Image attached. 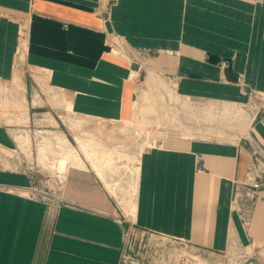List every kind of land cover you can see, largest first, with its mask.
I'll use <instances>...</instances> for the list:
<instances>
[{
	"label": "crops",
	"instance_id": "crops-1",
	"mask_svg": "<svg viewBox=\"0 0 264 264\" xmlns=\"http://www.w3.org/2000/svg\"><path fill=\"white\" fill-rule=\"evenodd\" d=\"M96 6L97 0H0V76L8 78L22 29L28 62L47 71L52 84L70 97L76 114L123 120L135 97L137 105L130 76L134 72L137 77L140 68L132 70L130 65L137 62L129 64L106 52L103 31L108 32L109 24L108 33L123 39L129 51H184L178 60L184 93L197 86L198 95L239 98L235 82L245 68L251 86L264 88V5L245 0H119L108 21H101ZM232 56V66L219 74L216 62ZM253 134L264 148V116ZM168 146L141 157L136 227L221 251L230 225L238 237L244 235L239 220L229 218L228 205L232 181L246 182L249 156L182 139ZM0 149H10L1 129ZM196 159L204 171H195ZM29 185L24 174L10 171V163L0 166V264H153L134 253L137 247L128 252L124 227L96 180L71 174L62 192L66 205L59 207L24 197L21 191ZM251 216L258 232L252 233L250 226L249 236L264 247L259 236L264 233L262 192Z\"/></svg>",
	"mask_w": 264,
	"mask_h": 264
},
{
	"label": "rangeland",
	"instance_id": "rangeland-1",
	"mask_svg": "<svg viewBox=\"0 0 264 264\" xmlns=\"http://www.w3.org/2000/svg\"><path fill=\"white\" fill-rule=\"evenodd\" d=\"M245 1L264 5V0ZM118 3L119 0H97L95 12L101 21L109 20ZM21 30L18 45L11 52L8 78L0 76V129L10 139V149H0V166L8 168L10 163V171L27 177L30 185L21 191L24 197L48 206L66 205L62 192L67 179L71 174H83L96 180L114 205L112 212L124 227L127 246H132V250L137 247L134 253L153 264H264V247L248 233L250 226L252 233L258 232L251 225V215L258 196L261 192L264 195V148L253 134L258 118L264 116V88L251 86L246 68L235 82L239 98L198 95L197 86L191 87V94L184 93V74L178 66L184 51H129L123 39L104 28L106 52L139 65V75L132 72L130 78L135 96L138 95L137 105L135 97L129 117L123 120L88 117L72 110L70 97L52 84L47 71L28 62ZM223 61H228L229 67L223 68ZM234 61L235 56L220 58L216 62L218 73L223 74ZM150 77L151 84L147 82ZM110 125L122 126L129 137L120 135L110 140L91 131L93 126ZM179 139L233 148L250 158L246 182L232 181L228 205L229 218L235 216L239 220L240 235H244L238 237L230 225L221 251L148 230H142L149 234L147 244L142 242V248H138L139 240L134 234L140 231L132 206L137 200L141 157L152 149H166L170 141ZM63 158L66 163L60 168L57 161ZM195 171H204L200 159H196ZM254 182L261 188L256 199L249 201L243 195ZM259 233L264 237V233Z\"/></svg>",
	"mask_w": 264,
	"mask_h": 264
},
{
	"label": "bare ground",
	"instance_id": "bare-ground-1",
	"mask_svg": "<svg viewBox=\"0 0 264 264\" xmlns=\"http://www.w3.org/2000/svg\"><path fill=\"white\" fill-rule=\"evenodd\" d=\"M230 1V0H229ZM232 1V0H231ZM199 2V1H198ZM222 3V2H221ZM228 3V2H227ZM227 3H226V5H227ZM246 4V3H245ZM197 6V5H196ZM232 6V5H231ZM234 7V6H233ZM248 7V6H247ZM247 9V8H246ZM156 10V9H155ZM159 12V11H158ZM154 28V27H153ZM158 29V28H157ZM161 29H163V28H161ZM160 29V30H161ZM2 30V29H1ZM0 30V31H1ZM144 32H148V30L146 31H144ZM153 32H154V29H153ZM167 32V31H166ZM170 32V31H169ZM1 33V32H0ZM174 33H176V32H174ZM143 34V33H142ZM141 34V35H142ZM154 34V33H153ZM160 35V34H159ZM145 36V35H144ZM149 36H150V32H149ZM155 36V35H154ZM153 37V36H152ZM254 38V37H253ZM253 38H252V40H253ZM149 39V38H148ZM263 39V38H262ZM259 40V39H258ZM181 41V40H180ZM257 41V40H256ZM262 42H264V41H262ZM252 43V42H251ZM263 45H264V43H263ZM259 46V45H258ZM262 46V45H261ZM263 50V49H262ZM262 52V51H261ZM4 54H5V52H4ZM262 54V53H261ZM262 56H264V54L262 55ZM261 57V56H260ZM261 59H262V57H261ZM264 62H262V64H263ZM263 66V65H262ZM133 74H135L134 72H133ZM133 74H131L132 75V78H133ZM134 76H136V75H134ZM130 78H131V76H130ZM151 77L150 78H147V82L148 83H150L151 84ZM17 81H19V82H21L20 80H17ZM260 83V82H259ZM113 110V109H112ZM91 131H92V133H95V132H98V133H101V134H103V135H105L107 138H111L110 140H115V139H117V138H120L119 136L120 135H125V136H123L124 138H127V137H129L128 136V134H127V132L125 131V129L122 127V126H120V125H110V126H106V127H104V128H101V127H99V126H93V127H91ZM90 131V132H91ZM72 150V149H71ZM203 150V149H202ZM76 154V153H75ZM170 154V153H169ZM75 156H77V155H75ZM73 157L74 159H76V160H78L77 159V157ZM162 156V155H161ZM164 157V156H163ZM61 159V158H60ZM157 159V158H156ZM158 159H159V157H158ZM171 160H172V156H171ZM182 160H183V163H184V160L185 159H183L182 158ZM105 162V161H104ZM107 162V161H106ZM186 162V161H185ZM57 163L59 164V167L61 168H63L64 167V165H65V163H66V161H65V159L63 158L62 160H58L57 161ZM170 164H173V163H170ZM184 165L186 166V164L184 163ZM183 166V165H182ZM184 167V166H183ZM156 168V167H155ZM172 168V167H171ZM179 169V168H178ZM171 170V169H170ZM155 171H157V170H155ZM137 172H138V167H137ZM162 172V171H161ZM173 172H174V168H173ZM177 172H178V170H177ZM182 173H184L183 172V170L181 171ZM157 174V173H156ZM167 174V173H166ZM173 174V173H172ZM171 175V174H170ZM170 175H167V177H166V181H167V178H168V176H169V178H170ZM178 175V174H177ZM180 175V174H179ZM182 175V174H181ZM156 176V175H155ZM174 179V178H173ZM166 181H165V183H166ZM171 181L169 180V181H167V184L165 185V186H167L168 187V184L170 183ZM181 182V181H180ZM173 185V184H172ZM176 185V184H175ZM170 186H171V184H170ZM165 188V187H164ZM181 188V187H180ZM179 188V189H180ZM182 188H183V186H182ZM173 191V190H172ZM175 192H177V191H175ZM171 195H173V194H171ZM155 196V195H154ZM178 196H179V194L177 195V197L176 198H178ZM165 198V197H164ZM169 198H170V196H169ZM171 200H172V196H171V198H170ZM176 202V201H175ZM174 202V203H175ZM170 205V204H169ZM176 205V204H175ZM175 205H174V207H175ZM133 207H135V204H133V206H132V208ZM172 209V208H171ZM175 210V209H174ZM176 210H177V208H176ZM175 212V211H174ZM177 212H179V211H177ZM173 219H175V217L173 218ZM175 222H177V220L175 221Z\"/></svg>",
	"mask_w": 264,
	"mask_h": 264
},
{
	"label": "built area",
	"instance_id": "built-area-1",
	"mask_svg": "<svg viewBox=\"0 0 264 264\" xmlns=\"http://www.w3.org/2000/svg\"><path fill=\"white\" fill-rule=\"evenodd\" d=\"M221 66L223 68H227L229 67V62L228 61H223L221 62ZM241 185V184H240ZM261 186L259 183L257 182H254L252 183L251 185H249L248 188H246L245 192H244V197L249 200V201H253L254 199H256L257 197V192L260 190ZM136 237H138V240H139V249H141L142 247V242H145V244H147L146 242V238L148 239V233H147V237H146V232H135L134 234ZM150 237L149 236V242H150ZM124 242H125V239H124ZM126 247H127V250L128 251H132V246L128 245L127 246V241H126ZM137 254L139 255V253L137 252Z\"/></svg>",
	"mask_w": 264,
	"mask_h": 264
},
{
	"label": "water",
	"instance_id": "water-1",
	"mask_svg": "<svg viewBox=\"0 0 264 264\" xmlns=\"http://www.w3.org/2000/svg\"><path fill=\"white\" fill-rule=\"evenodd\" d=\"M106 28H107L108 32L111 31V29H110V27H109V24H106ZM130 68H131L132 70L137 71V70L139 69V66H138L137 64L133 63V64L130 65Z\"/></svg>",
	"mask_w": 264,
	"mask_h": 264
}]
</instances>
